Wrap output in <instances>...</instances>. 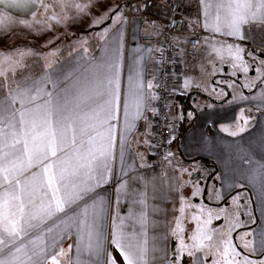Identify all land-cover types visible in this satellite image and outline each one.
Masks as SVG:
<instances>
[{"label": "snow or ice", "instance_id": "1", "mask_svg": "<svg viewBox=\"0 0 264 264\" xmlns=\"http://www.w3.org/2000/svg\"><path fill=\"white\" fill-rule=\"evenodd\" d=\"M186 3L187 0H176L175 3L172 0H137L136 3L114 4L102 15L95 17L93 23H101L111 14L113 24L120 25L116 31L122 37L123 25L128 22L126 8L134 13H146L148 9L158 5L161 10L172 13L186 6ZM196 3L202 13L203 23L198 18L189 24L193 29L200 24L213 37L220 34L242 41L247 39L243 27L245 25L264 31V0H196ZM55 5L62 10H74L71 17L73 20L88 15L97 6L96 0H53V4H47L45 0H0V32L7 33L21 25L30 31H44L51 25L36 19L37 14L42 15ZM9 9H16L32 19L14 17L7 11ZM63 19H69L67 12ZM174 20L175 17H172L164 25L157 24L155 20L141 21L145 26L146 38L164 37V43L157 39L155 48L149 45L146 49L148 53H159L158 58L153 60L151 55L147 58H135L128 75L127 89L122 94V44L119 45L104 62L102 76L93 82V94L99 99L96 107H88L87 111L84 100L88 97L80 88L73 86L48 91L45 87L48 83H52L55 88L51 77L37 79L23 72L17 76V71L26 67L25 57L32 55L30 49L14 48L7 52L0 50V264H62V261L64 264H82L79 257L84 252H88L90 258H97L92 260V264H120L111 252H106L110 205L99 195L97 189L115 178V204H119L121 195H130L133 203L147 206L148 182L133 174L135 168L143 167V164H136V160H143L144 157L139 152L131 155L130 136L137 121H144L147 129L152 124L149 113L155 117L164 108L170 107L167 97L149 90L159 89L171 94L178 91L175 88L169 89L157 72L165 64L180 61L186 63L190 58L196 59L205 54L208 56V63L212 64L213 74L216 73V60L225 64L231 61L233 77L237 75V71H242L245 75L249 72L250 65L242 60L241 53L244 49L240 45L226 44L208 37L201 40L200 37L184 39L182 35H170L176 29ZM34 24L39 25V29L34 28ZM107 32L108 29H104L99 35L103 37ZM208 45H211V50ZM225 49L228 58L219 54ZM248 55L258 60L253 68L256 75L249 78L247 84L240 86L251 90L257 87V82L264 85V59L257 58L253 52H248ZM149 60H153L156 71L152 72L151 80H146V64ZM46 67L51 68V64ZM202 67L205 65L202 64ZM236 83L233 80L219 91L227 95L226 89ZM190 84L191 81L186 79L184 87L187 88ZM217 84L219 82L214 84V90ZM241 98L248 99L243 95ZM159 100L165 102L158 111L154 102ZM242 113L243 110L241 118ZM193 114L190 110L186 116L192 118ZM184 118V115L179 116V119ZM121 120L123 126L118 128ZM248 124L249 120L243 118V126L230 134L235 136L246 131ZM97 127L104 128V133H98L101 136L98 147L96 137L92 135ZM168 127L174 133L175 125L170 124ZM144 135L149 133L145 131ZM173 138L174 135L170 136L166 142L171 143ZM145 143L150 146L152 144L150 140ZM170 156L171 152L167 153L165 159ZM68 161H75L71 171V187L66 182L62 167ZM133 179L142 180L145 191L131 189L129 182ZM259 179L264 188V173ZM54 182L59 187L53 188ZM180 211H184L183 207ZM134 218L140 228L144 229L147 214L141 210ZM210 221L211 213L208 222ZM175 223L179 229V220ZM140 234L145 233L142 231ZM173 234H178L175 229ZM135 235V225L130 236L124 231V219L118 215L112 216L110 243L123 258V264H149L148 242L145 239L134 243ZM72 236H75L74 243L66 251L61 246V241ZM192 239L201 241L190 246L197 251H202L206 247L203 240H208L210 243L207 247L214 248L223 258L224 264H233L228 257L239 255L227 233L213 240L211 234L201 232ZM73 249L76 260L68 255ZM154 250L153 248L152 251ZM188 254L195 255V252L189 251ZM243 264H252V261L244 257ZM260 264H264V261Z\"/></svg>", "mask_w": 264, "mask_h": 264}, {"label": "crops", "instance_id": "2", "mask_svg": "<svg viewBox=\"0 0 264 264\" xmlns=\"http://www.w3.org/2000/svg\"><path fill=\"white\" fill-rule=\"evenodd\" d=\"M136 2L137 0H131L130 2L128 0H96L97 6L88 15L79 16L74 20L71 19L74 11L72 9L63 10L62 16L57 14L41 16L38 13L36 19L54 16L55 19L57 18L63 23V35L55 34L52 40L56 41L62 38L61 45L65 46L66 43H69V45L73 44L69 46L70 49L68 51L62 49L60 57H55L54 53L50 61L42 59L39 64L31 62L29 67L32 68V72L29 76L37 79L51 77L55 82V88L52 83H48L45 86L48 91H55L65 87L73 88V86L80 88L84 91L85 96L88 97V99L84 100L85 110L87 111L88 107H96V101L99 99L93 94V82L102 76L104 62L122 44L120 52V82L121 93L123 94L128 86V75L133 60L141 56L147 58L149 55L155 60L157 53H148L146 49L149 45L155 48L157 44L143 40L145 26L141 21L146 20V18H141L139 13H134L131 9H125L128 22L123 25L122 37L116 31L120 25L113 24L111 14H109V18L101 23L94 24L93 21L95 17L102 15L114 4ZM45 3L53 4V0H45ZM53 7L55 8L56 5ZM181 9L185 12L184 16L187 18L188 24L194 22L192 18H196V20L200 18L201 23H203L202 13L196 0H187L186 6ZM7 11L14 17L32 19L31 16H24L16 9ZM65 12L69 16L68 20L63 19ZM212 12L214 14L215 9ZM130 13L132 16H129ZM19 27L21 30L25 28L22 25ZM243 27L247 36V39L243 41L233 37H224L220 34H215L213 37L200 24H197L194 29L189 27V30L201 32L203 34L200 37L201 40L208 37L215 41H223L226 44L240 45L244 49V52L241 53L242 55L244 54V58H247V46H254L264 51V31L259 30L258 27L253 28L250 25ZM72 28L79 29L74 36L72 35ZM104 29H108V32L101 37L99 33L103 32ZM19 33L21 32H14V38L17 36L19 38ZM32 35L29 37L30 39H33ZM20 39L22 40V35ZM23 45L15 48L23 49ZM207 47L211 50V45ZM30 50L33 52L35 49L31 47ZM219 54L228 58L226 49ZM153 60H149L146 64L148 70L145 76L146 80H151L152 72L156 71L153 67ZM141 63L144 62L142 61ZM180 63L181 61L177 63V73L182 70ZM230 63L231 61L225 64L220 60H216L215 74L212 72V64L210 63L211 68H209L207 78L210 80L211 90L206 89V93H201V100H196L195 98L194 124L179 142L176 141L171 146L170 152L172 156L168 157V159L164 158L161 163L156 162L151 155L152 144L150 146L145 143L146 140L153 142L154 120L151 113H149V118L152 121L151 127L146 129L145 122L142 120L136 122V128L130 136V153L135 155L139 152L144 157L143 160H136V164H143V167L135 168L133 174L143 177L148 182L146 207L139 203H133L130 195H121L119 204H115L117 195L115 191L117 181L115 178L109 184L97 189L99 195L106 199L110 205L105 240L106 252H111L120 264H123V258L115 246L110 243L113 215H118L124 219V231L130 236L133 233V225H135L136 235L133 240L134 243L147 240V247L150 250L149 264H182V261L185 264H194V262L196 264H206L197 252L188 261L186 255L180 254L181 259H179V255L177 256L174 251L177 242L181 240L184 229L193 230L192 219L190 217L184 218V211L181 212L180 209L181 207L184 209L185 204V207H189L193 214V207L198 208L199 199L202 202L204 201L205 205L209 204L207 210H210L224 208L228 204L231 205L232 200L237 197H242L243 199L250 197L253 200L256 214V219L252 226L253 246L257 255L264 254V188H262L259 179L260 175L264 173V85H260L257 82V87L251 90L248 89L245 94L249 103H243L245 99L231 101L230 92L227 89V95L219 91L225 85L223 81L226 78H231L230 73L226 70V68H230ZM48 64H51V68L46 67ZM198 64L199 61L195 64L193 62L190 71H194L193 66H198ZM24 70L25 68L17 71L18 77ZM211 81L215 83L212 84L210 83ZM216 82H219L220 87L216 86L214 90L213 86ZM175 89L178 90L175 93L176 96L180 91L177 86H175ZM149 91H156V89ZM195 92H197L196 94L199 93L198 91ZM250 103L252 110L246 108V105H250ZM178 110V98L175 97L171 108V124L175 126L179 121ZM241 110H243V118H247L249 124L246 131L233 136L230 132L238 131L239 127L243 126ZM122 126L123 121L121 120L118 128ZM175 129L174 133L172 130V136L174 135V137L176 134ZM224 129H227V131ZM145 131L149 135H144ZM98 133H104V128L97 127L96 131L92 132V135L96 137L97 147L101 143V136ZM84 139L87 140V137ZM74 163L75 161H68L62 165L69 187H71V171ZM161 167L164 168V173L161 172ZM35 170L33 169V171ZM195 173V179H189V175ZM56 187H59V184L54 182L53 188ZM129 187L137 192L145 191L144 182L139 179L131 180ZM209 188L213 191L212 198L217 201L215 203H210L207 200ZM238 192L240 193L233 197ZM61 194L58 193V195ZM141 210L147 214L144 229L140 228L139 223L134 218L139 215ZM177 220L180 222L179 229L176 228L175 222ZM174 229L178 233L177 235L173 234ZM142 231L145 233L144 235L140 234ZM74 240L75 236L64 239L61 241V246L67 251L68 246L73 244ZM153 248L155 249L154 251H152ZM68 255L72 256L73 260H76L75 249L69 252ZM79 259L82 264H92V260L97 258H90L89 253L84 252ZM62 264H64L63 261Z\"/></svg>", "mask_w": 264, "mask_h": 264}, {"label": "rangeland", "instance_id": "3", "mask_svg": "<svg viewBox=\"0 0 264 264\" xmlns=\"http://www.w3.org/2000/svg\"><path fill=\"white\" fill-rule=\"evenodd\" d=\"M129 2L131 0H128ZM172 2H176V0H172ZM155 6V5H154ZM153 8V7H152ZM43 11V10H42ZM68 11V10H67ZM63 10L56 5V7H51L48 9L47 12H43L41 16L45 15H51V14H57L59 16H62ZM38 20H41L42 22H46L47 24L51 25L50 28H46L44 31H30L27 28H24L23 30L20 29L19 26H15L14 28L10 29L7 33L0 32V50L7 52L9 49H14L16 46L23 45L24 48L22 50H28L31 47L35 49L32 52V55H29L25 57L24 64H26L25 70L23 71L24 74L30 75L32 72V68L29 67L31 62H41L42 59L49 60L51 59L52 54L55 53L56 56H61L62 49L64 51H68L70 48L69 43H66L65 46H63L62 38L59 40H52V37L54 35L58 34L60 36L63 35V23L59 19H50V18H37ZM48 19V21H47ZM62 19V18H61ZM193 21H196V18H192ZM57 21H60L57 23ZM53 25V26H52ZM34 28L39 29V25L34 24ZM72 35L77 34L79 29H71ZM19 31V38L18 36L14 38V32ZM34 34V35H32ZM22 35V40L20 39ZM33 36V39H30V36ZM186 39V36H184ZM79 43V42H78ZM32 44V46H31ZM77 44V43H76ZM38 46L39 49H38ZM59 52V53H58ZM247 52V58H244V54H241V58L243 61H247V63L250 65L249 72L245 75L242 71H237V75L233 77L231 75V68H226V70L230 73L231 78H226L223 82L225 84H230L233 80H236L237 83L231 88H228L227 90L230 92V100L231 101H237L241 100V96H246V92L248 91V88L241 87V84H247L249 78L255 77L256 73L253 74V68L258 64V60L253 59V57L248 55V52L255 53L256 57L259 59H264V51L259 50L258 48L254 46H247L246 49ZM59 56V57H60ZM199 61L198 66L194 65V71H190L191 64L197 63ZM181 71H178L176 73V86L179 89L180 93H188L192 92L193 100H191L192 104V111L194 113L195 109V98L196 100H201L202 94L206 93L207 90L210 89L209 79L207 78V74L209 73V68H211L210 63H208V56L205 54L202 57H198L196 59H188L186 63L181 61ZM202 64L205 65V67H202ZM197 68V69H196ZM18 76V75H17ZM188 79L191 81V84L189 87L185 88L184 83L185 80ZM210 83H215L211 81ZM218 87L219 84H217ZM214 87V86H213ZM207 89V90H206ZM198 91L199 93L196 94ZM243 103H249V100H243ZM242 102V101H241ZM251 103L250 105H246V108L248 110H252ZM177 147V146H176ZM178 148V147H177ZM195 174L189 175V179H195ZM188 178V177H186ZM188 181V179H187ZM185 186V184H184ZM209 194L207 196V200L210 203L217 202L216 199L214 200L212 198V189L209 188ZM238 193H235L233 197L237 196ZM200 197V194H199ZM198 208L193 207V214L191 213V209L189 207H185L184 204V218L190 217L192 219V228L193 230H187L184 229L183 235L181 237V240L177 242V245L174 248V251L177 253V256L179 255V259H181V255H186V259L188 261L191 260L192 255H189V251L197 252L198 255H201L203 260L206 264H214V262H219V264H224L223 258L215 251L214 248L207 247V245L210 243L208 240H203V243L206 245V247L202 251H197L195 249H192L190 246L193 245V243H200V239H197L194 241L192 237L199 236L201 232H208L213 236V240H215L219 235H222L224 233L228 234V239L231 241L232 245L235 246V252L239 253V255L235 256L234 258L230 255L228 257L229 260H232L233 264H243L245 255L250 256H257L255 248L253 246V237H252V226L256 219V214L254 211V203L253 200L250 197H245L243 199L235 198L232 200L231 205H227L224 208H216V209H210L209 204L205 205V202L198 200ZM209 211V212H208ZM209 213H211V221L209 220ZM215 213V214H214ZM196 217V219H194ZM219 217V218H217ZM190 226V225H189ZM186 227V226H185ZM215 230V231H213ZM184 245H187L189 247H184ZM247 245V247H245ZM180 249L178 252L177 250ZM248 258V257H247ZM248 260L252 261V259ZM261 261H264V258L261 259ZM252 261V264H260V262ZM185 262L182 261V264Z\"/></svg>", "mask_w": 264, "mask_h": 264}, {"label": "built area", "instance_id": "4", "mask_svg": "<svg viewBox=\"0 0 264 264\" xmlns=\"http://www.w3.org/2000/svg\"><path fill=\"white\" fill-rule=\"evenodd\" d=\"M175 3V2H173ZM166 12V14H164ZM163 13V10H161L158 5L151 7L148 9V11L140 12L139 16L141 18L151 19L155 20L157 24H167L168 21L175 17L174 23L176 25L175 31L169 33L170 35H182L183 37L186 36V39L189 37H201L203 34L201 32H194L189 30V24L187 18L182 16V9L180 8L176 12L169 13L168 11H165ZM132 13V12H131ZM129 14V16H132V14ZM183 13H185L183 11ZM157 39H159L160 43H164V37L161 36L159 38L152 37L151 39L146 38L144 36L143 40L150 43H156ZM159 56V53H157V58ZM176 64H165L162 66L159 72H157V75L163 80V82L167 85L169 89L175 88L176 86ZM162 73H168V75H163ZM172 73H175L173 76ZM156 92L159 95L165 96L168 98V102L170 104V107L164 108L163 112L159 114L158 116H153L154 120V136H153V142H152V149H151V155L153 159L156 162L161 163L162 160L165 158L167 153L171 151V143H167V139L172 136V129L168 127V125L171 124V108L172 104L174 102L175 94H171L169 92H164L162 90L156 89ZM164 100L155 101L154 104L157 106V109H159L163 106ZM161 172L164 173L165 170L163 167L160 168Z\"/></svg>", "mask_w": 264, "mask_h": 264}, {"label": "trees", "instance_id": "5", "mask_svg": "<svg viewBox=\"0 0 264 264\" xmlns=\"http://www.w3.org/2000/svg\"><path fill=\"white\" fill-rule=\"evenodd\" d=\"M184 10H182V16H184L183 13ZM165 11H163L164 13ZM187 12V11H186ZM166 14V12L164 13ZM185 17V16H184ZM176 98H178V103H179V116L180 115H184L185 118L184 119H179L177 125L175 126V130H176V134L175 137L171 140V146H173V144L176 141H180L181 138L187 133V131L192 127V125L194 124V114L192 118H187L186 114L188 111L192 110V104H191V100L193 98V93L192 92H188V93H179L178 95L175 96ZM175 100V98H174ZM195 112V110H194ZM246 257H248L249 259H252V261L255 262H259L261 261V259L264 258V254L262 255H257V256H250V255H245ZM185 264V263H184Z\"/></svg>", "mask_w": 264, "mask_h": 264}]
</instances>
